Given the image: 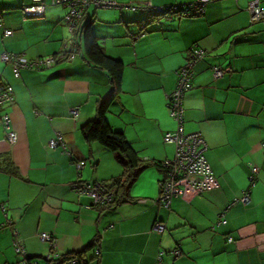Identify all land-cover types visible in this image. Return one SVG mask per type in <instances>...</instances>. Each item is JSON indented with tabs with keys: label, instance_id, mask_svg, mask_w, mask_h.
<instances>
[{
	"label": "crops",
	"instance_id": "0c3cea01",
	"mask_svg": "<svg viewBox=\"0 0 264 264\" xmlns=\"http://www.w3.org/2000/svg\"><path fill=\"white\" fill-rule=\"evenodd\" d=\"M31 1L0 0V56L38 59L59 54L70 41L68 6L45 0V14L27 18L21 8ZM247 5L248 0H221L203 15L170 20L118 8L86 13L84 22L106 52L125 64L122 92L107 117L144 165L127 188L128 198L110 208L91 206V198L75 187L111 185L124 175L119 156L86 141L81 131L110 89L107 72L88 61L83 47L51 68L24 69L19 77L0 58V81L14 89L5 110L18 133L10 144L0 127V264H21L24 255L15 240L26 255L43 261L51 252L40 237L44 232L55 236L61 255L85 251L87 264H264V27L251 22ZM5 28L13 34L5 35ZM194 46L209 54L195 65L193 87L184 96V130L203 134L218 186L205 192L188 188L167 208L157 201L165 178L159 162L175 155V146L164 141L165 132L176 128L167 93ZM215 65L224 76L213 75ZM58 135L66 150L49 146ZM81 160L86 163L78 169ZM254 165L260 171L252 184ZM247 190L251 201L244 204L238 199ZM221 218L226 223H218ZM156 222L165 229L155 230ZM177 248L180 255L173 252Z\"/></svg>",
	"mask_w": 264,
	"mask_h": 264
},
{
	"label": "built area",
	"instance_id": "2783aa9c",
	"mask_svg": "<svg viewBox=\"0 0 264 264\" xmlns=\"http://www.w3.org/2000/svg\"><path fill=\"white\" fill-rule=\"evenodd\" d=\"M213 0H193L188 6L183 8L181 12L184 16L192 13L203 12L206 5ZM54 4H65L70 8L69 14L66 16V22L70 25V30L75 32L77 30V22L83 17L84 10L91 4H95L100 7H116L122 8L123 4H118L115 0H53ZM45 0H33L31 5L25 6L23 13L28 17L42 16L46 10ZM150 6V4H148ZM185 6V5H184ZM126 8H136L134 4L125 5ZM143 7V5H142ZM247 10L251 16V22H261L264 26V8L262 6V0H250L247 6ZM5 35L10 36L13 34V30L5 29ZM75 52V46L73 45L68 51V55L61 57L71 58ZM192 59L181 68L178 74V83L176 88L171 94H168L170 115L177 122V128L174 131L167 132L164 136L166 143L174 144L175 155L173 159L166 160L168 165L167 176L162 182V190L157 199L167 208L171 206V202L174 198L185 196L188 188H192L197 192H205L214 189L218 186L217 178L212 170L206 158V151L208 149L207 142L201 132L186 133L184 130V94L192 88V78L194 75V63L198 59H202L205 55V51L202 49H194L192 51ZM0 58L8 64H11L16 77L20 76L22 69H41L43 67H50L54 63V58L47 57L37 60H29L23 54L4 52ZM216 76H221L222 71L218 68L214 69ZM14 100L13 87L5 82L0 81V127L4 129L5 139L10 144H15L18 141V133L12 125L10 114L5 110L6 106ZM77 115V112L74 111ZM51 148H57L62 146L66 149L65 141L62 135H58L49 141ZM264 148V143H263ZM85 161L81 160L77 163L78 169H82L85 165ZM250 181L253 184L260 171V167L257 165L251 168ZM80 194H84L91 198L92 205H105L112 202L113 190L108 189L102 182H80L75 186ZM244 204H248L251 201L250 192L247 190L243 193L242 197L238 199ZM237 200V201H238ZM91 205V206H92ZM218 223H226V220L221 218ZM155 230L163 231L165 225L161 222H156L154 226ZM43 241L50 244L52 248L56 246V240L50 233L44 232L40 234ZM230 240H233L230 238ZM16 250L24 255L21 264H85L86 257L78 254L70 256H61L56 251H51L49 255L44 259L46 263H40L38 261L29 262L27 255L25 254L24 245L20 240H15ZM174 254L180 255L181 250L175 249ZM100 248H96V254L99 255ZM162 255V254H161ZM159 256V258L161 257Z\"/></svg>",
	"mask_w": 264,
	"mask_h": 264
},
{
	"label": "trees",
	"instance_id": "16d2710c",
	"mask_svg": "<svg viewBox=\"0 0 264 264\" xmlns=\"http://www.w3.org/2000/svg\"><path fill=\"white\" fill-rule=\"evenodd\" d=\"M217 1H221V0H213L206 5L203 12H198L196 14L192 13V14H189L187 16H184L181 12H183V8L188 6V4L191 1L182 2V3H174V4H166V5L150 4V6H148V4H140V5L134 4L136 6V8H126L125 5H123L122 8H118V9H129V10H134V11L140 10L143 12H147L150 15V17H152L154 19H168V20H170V19H174L176 17H194V16L203 15L207 12L209 5L212 3H215ZM32 3H33V0L31 1L30 4H27L25 6L31 5ZM142 5H143V7H142ZM25 6H23L21 8V10H22L23 16L28 18V16H26L23 13V9ZM46 8H47V6H46ZM91 8L97 9V8H116V7H100V6H96L95 4H91L90 6H88L83 12L82 19L79 22H77V30L75 32L71 31L72 35L70 36V39H69L70 41L68 42L66 47H64V49L59 54H54V55L42 57V58H47V57L54 58V63L52 64V66L43 67L41 69H30V68H26V69L44 70V69H48V68L53 67L56 63L62 62L64 60H68V58H65V57L63 58L61 56L62 55H64V56L68 55V51L74 45L75 46V52H77V48L79 50L81 47H83L86 58L88 59V61L90 63H92L94 66H96L100 69H104L107 72L109 79H110V85H111L110 89L103 97H101L98 100L97 108H96V117L94 119L90 120L89 122H87L86 124H84L81 128V131H82V134H83L86 141L100 143L101 145H103L108 150L112 151L113 153H116L119 156V158L121 159L122 163L124 164L125 170H124L123 178L122 177L117 178L116 180L113 181V183L111 185H108V184L102 182L105 186L108 187V189L113 190L114 195H113L112 202L105 204V205H92L95 207L110 208V207H113L115 204H118V203H120V202H122L128 198L129 194H128L127 188L136 179L138 172L143 169L144 165H142V163H141V158H140L137 150L132 146V144L127 139L124 132L114 129L112 127V125L110 124V122L108 121V117H107L108 113H109L112 105L118 99V97L120 96V94L122 92V81H123V76H124L125 64L121 59L110 56L106 52V50L102 46L98 36L92 30V26L89 24V21L84 22L86 13ZM69 12H70V8L68 7V12H67L66 16L69 14ZM66 16H65V20H66ZM0 23L3 24L2 19H0ZM255 23H258V22H255ZM259 23H261V22H259ZM68 26L70 27L69 24H68ZM5 29H9V28H5ZM4 33H5V30H4ZM141 34H142V32L138 33L136 36H133V37L136 38ZM196 48L204 50L205 55L202 59H198L195 61L194 67L199 61L204 60L207 57V55L209 54L208 50H205V49L200 48L198 46H194L191 48V52H190L188 62L191 61L192 53H193L192 51ZM11 53H13V52H11ZM17 54H19V53H17ZM38 59H41V58H38ZM29 60H37V59H29ZM186 64L181 66L180 68H178L176 70V74L181 68L185 67ZM215 68L220 69L222 71L221 76H224V73H225L224 68L215 65V66H212V69H211L213 72V75L215 77H217L215 75V72H214ZM22 70H24V69H22ZM194 75H195V69H194ZM194 75L192 78V84H193ZM177 83H178V74H177ZM177 83H176V86H177ZM176 86H175V88H176ZM192 87H193V85H192ZM174 89L171 90L169 93H167V95L171 94L174 91ZM185 94H184V96H185ZM167 102H168V109H169V113H170L168 97H167ZM172 119L174 120L173 117H172ZM175 123H176V128H177V122L175 121ZM183 125H184V123H183ZM174 130H172V131H174ZM167 132H170V131H167ZM167 132H165V134ZM186 133H190V132H186ZM165 134H164V136H165ZM263 143H264V141H263ZM65 144H66V142H65ZM58 147L63 149L62 146H58ZM66 149H67V145H66ZM66 149H63V150H66ZM173 158H171V159H173ZM166 160H168V159H165V160H162L161 162H159L160 167H162V169L165 172V178L167 176V170H168V165H166V163H165ZM163 180L161 181V190H162ZM53 238L56 240L55 236H53ZM95 244L96 243H94V245ZM51 251H54V252L56 251L57 254H60L59 251H57L56 246L54 248L51 247ZM84 252L85 251H80V252H73V253H68V254H64V255L60 254V255L61 256H70L73 254H78V255L83 254L86 257L85 264H87L89 262L90 258L88 256H86L84 254ZM94 254H95V256L100 255V253H99V255L96 254V248L94 249ZM26 257H28L29 262L39 260L37 257L30 256V255H27ZM46 257L47 256H44L43 261L39 260V262L40 263H46L44 261V259Z\"/></svg>",
	"mask_w": 264,
	"mask_h": 264
},
{
	"label": "rangeland",
	"instance_id": "374dc122",
	"mask_svg": "<svg viewBox=\"0 0 264 264\" xmlns=\"http://www.w3.org/2000/svg\"><path fill=\"white\" fill-rule=\"evenodd\" d=\"M250 0H248V3H249ZM248 6V5H247Z\"/></svg>",
	"mask_w": 264,
	"mask_h": 264
}]
</instances>
